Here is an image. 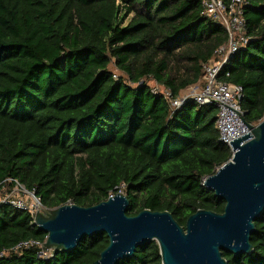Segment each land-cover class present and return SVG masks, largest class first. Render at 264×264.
Here are the masks:
<instances>
[{"label":"trees","instance_id":"obj_1","mask_svg":"<svg viewBox=\"0 0 264 264\" xmlns=\"http://www.w3.org/2000/svg\"><path fill=\"white\" fill-rule=\"evenodd\" d=\"M245 17L249 43L223 80L243 87L245 120L257 124L264 0H248ZM227 41L202 0H0V183L19 180L46 209L96 205L121 190L129 215L168 210L186 226L199 209L223 213L226 201L204 185L232 157L218 108L194 100L174 107L144 80L177 98ZM46 239L30 212L0 203V264H93L109 244L102 232L71 252L14 250ZM251 243L250 254L223 250L228 264H264V213ZM118 264H163L159 244Z\"/></svg>","mask_w":264,"mask_h":264},{"label":"water","instance_id":"obj_2","mask_svg":"<svg viewBox=\"0 0 264 264\" xmlns=\"http://www.w3.org/2000/svg\"><path fill=\"white\" fill-rule=\"evenodd\" d=\"M247 124L251 131L231 141V159L204 181L226 201L223 213L199 209L186 226L168 210L129 215L130 200L120 190L96 205L64 204L47 216L37 212L36 225L47 233L44 247L71 252L84 237L105 232L109 244L93 264H118L152 241L159 244L163 264H228L223 250L252 253L251 235L264 213V118Z\"/></svg>","mask_w":264,"mask_h":264},{"label":"built area","instance_id":"obj_3","mask_svg":"<svg viewBox=\"0 0 264 264\" xmlns=\"http://www.w3.org/2000/svg\"><path fill=\"white\" fill-rule=\"evenodd\" d=\"M205 12L222 23L228 34V41L221 45L212 59L203 64L201 87L189 86V92L181 93L172 98L171 92L165 86V91L152 88L154 93H163L170 99L172 106L181 107L188 100H194L199 105H215L218 108L216 126L220 133V141L227 144L234 153L231 141L251 131L245 120V111L242 109L243 87L223 80L229 76L226 65L232 56L241 48L246 47L250 37L246 34V7L248 0H202ZM117 77V74H115ZM159 84V83H158ZM161 85V84H160ZM198 90H196V89ZM195 89V90H194ZM194 90V91H193ZM259 123V122H258ZM36 202L33 204V202ZM0 203L10 204L18 209L30 212L36 223V214L33 210L41 204L34 192L15 178H7L0 183ZM42 205V204H41ZM39 245L44 249L43 255L49 256V250L38 241H27L18 244L15 251Z\"/></svg>","mask_w":264,"mask_h":264},{"label":"rangeland","instance_id":"obj_4","mask_svg":"<svg viewBox=\"0 0 264 264\" xmlns=\"http://www.w3.org/2000/svg\"><path fill=\"white\" fill-rule=\"evenodd\" d=\"M113 68V67H112ZM115 70V72H116V74L118 75L119 74V72L116 70V69H114ZM144 81H147L148 82V84L151 86V88H154V87H157V89L158 90H161V91H165V88L162 86V85H160V84H158L155 80H148V79H146V80H144ZM198 84V88H200L201 87V83L199 82V83H197ZM197 84H195V85H192V86H197ZM192 89V87H188L187 89H185V90H183L182 91V94L183 93H186V92H189V89ZM196 89V88H195ZM194 89V90H195ZM193 90V91H194ZM196 90H198V89H196ZM33 202V201H32ZM34 203H36V202H33V204ZM34 211V214H36V212L38 211V212H40L41 214H43L44 216H47V214L49 215L50 214V209H46L45 207H43L41 204L40 205H38L37 206V209L36 210H33ZM53 252V249H51V250H49V254H51Z\"/></svg>","mask_w":264,"mask_h":264},{"label":"crops","instance_id":"obj_5","mask_svg":"<svg viewBox=\"0 0 264 264\" xmlns=\"http://www.w3.org/2000/svg\"><path fill=\"white\" fill-rule=\"evenodd\" d=\"M200 83H201V80H200ZM201 85H202V83H201ZM197 86H198V84H197ZM187 89V88H186Z\"/></svg>","mask_w":264,"mask_h":264}]
</instances>
